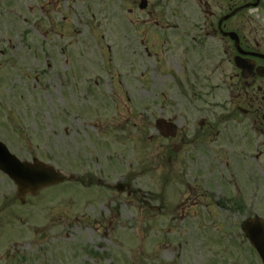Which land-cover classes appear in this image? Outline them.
<instances>
[{
  "label": "rangeland",
  "instance_id": "rangeland-1",
  "mask_svg": "<svg viewBox=\"0 0 264 264\" xmlns=\"http://www.w3.org/2000/svg\"><path fill=\"white\" fill-rule=\"evenodd\" d=\"M165 1L149 0L160 27L170 26L161 33L148 12L129 13L133 0H0V139L21 159L81 178L22 204L0 172V264H261L240 224L264 214V201L251 212L213 202L208 216L204 201L182 193L205 191L201 160L175 187L178 168L161 155L167 141L155 118L182 105L189 90L178 85L187 64L179 56L202 38L177 21V0ZM205 44L220 49L217 40ZM117 181L135 192L120 194ZM84 245L100 255L84 254Z\"/></svg>",
  "mask_w": 264,
  "mask_h": 264
},
{
  "label": "flooded vegetation",
  "instance_id": "flooded-vegetation-1",
  "mask_svg": "<svg viewBox=\"0 0 264 264\" xmlns=\"http://www.w3.org/2000/svg\"><path fill=\"white\" fill-rule=\"evenodd\" d=\"M187 1H192L196 7H192L194 11L188 16H176L177 21L186 20L185 24L198 29L196 35L204 32L207 39H215L220 43V49H205L201 44L198 45L199 49H184L191 79L200 83L206 63L207 66L208 61L218 63V68L224 74L230 72L231 100L223 106L224 110L229 109L228 112L205 113L207 121L204 123L209 127L208 134L202 135L197 129H191L189 123L183 124L175 138L178 145L175 149L178 151L170 155L169 161L179 168L200 159L204 163L210 189L205 195L210 198V181L213 179L222 189V180H226L227 171L238 168L243 183L242 186L238 181L234 183L237 195L249 200H261L264 198V76L257 71H264V0ZM180 4H184V10L179 8L178 13L185 14L187 3L182 0ZM237 9L239 11L225 19L220 27V20ZM198 12L201 17H193ZM197 18H203L202 26ZM187 20H190V24ZM175 29H179L178 26ZM229 32L236 33L238 46L234 39L224 35ZM236 57L246 59L245 68L254 74L247 81L235 65ZM190 105V109L197 112H185L182 118L186 121L197 120L196 116L201 114L199 112L203 113V109H196L193 103ZM208 108L212 106L208 105ZM221 125L228 127L220 129ZM193 127L197 128L195 125ZM191 132L196 134L193 138H190ZM232 173L233 169H230L229 174Z\"/></svg>",
  "mask_w": 264,
  "mask_h": 264
},
{
  "label": "water",
  "instance_id": "water-1",
  "mask_svg": "<svg viewBox=\"0 0 264 264\" xmlns=\"http://www.w3.org/2000/svg\"><path fill=\"white\" fill-rule=\"evenodd\" d=\"M145 5V3L143 4ZM160 122L159 127H162ZM34 164L21 162L12 155L6 146L0 142V169L9 175L19 185L18 198L24 202L27 194L35 195L41 188L63 180L52 167L35 160ZM245 229L252 242L260 252L264 262V225L258 218L245 223Z\"/></svg>",
  "mask_w": 264,
  "mask_h": 264
}]
</instances>
